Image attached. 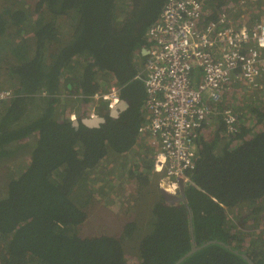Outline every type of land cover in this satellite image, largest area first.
<instances>
[{
	"label": "trees",
	"instance_id": "obj_1",
	"mask_svg": "<svg viewBox=\"0 0 264 264\" xmlns=\"http://www.w3.org/2000/svg\"><path fill=\"white\" fill-rule=\"evenodd\" d=\"M21 1L3 0L0 9V37L12 28L19 41L11 49L16 87L12 98L1 103L0 154L27 137L36 138L29 164L6 183L0 197V237L5 238L0 264H126L122 241L134 240L135 222L117 235H80L92 197L81 181L87 189L88 172L108 155L131 151L140 138L146 97L142 81L134 77L146 58L141 53L145 32L165 0H36L31 13L28 0ZM204 1L211 11L207 23L239 0ZM112 84L121 87L129 102L117 117L103 110L106 123L99 127L57 121L62 88L73 100L86 101ZM254 112L264 117V112ZM209 121L217 124L215 136L211 141L197 138L185 202L170 205L161 195L153 202L151 227L139 242L135 264H173L191 248L190 226L196 245L208 240L222 244H209L179 264H249L240 253L264 264L261 235L252 241L243 229L230 225L226 214L264 198V129L244 138L250 130L239 117V132L232 138L239 143L219 145L225 131L222 118L212 114ZM149 160L145 167L153 164V157ZM129 173L135 175L134 170ZM136 178L148 180L141 174ZM78 184L80 192L72 196Z\"/></svg>",
	"mask_w": 264,
	"mask_h": 264
},
{
	"label": "built area",
	"instance_id": "obj_2",
	"mask_svg": "<svg viewBox=\"0 0 264 264\" xmlns=\"http://www.w3.org/2000/svg\"><path fill=\"white\" fill-rule=\"evenodd\" d=\"M250 2L255 17L243 12L245 0H240L237 16L224 8L206 23L211 11L204 0H165L145 32L146 58L134 77L146 97L138 134L155 146L152 169L168 193L175 194L179 179L190 182L197 138L212 114L221 116L227 137L239 132L240 116L226 102L234 86L264 92V6L256 7L261 0ZM8 97V90H0V100ZM90 98L108 109L120 100L114 84Z\"/></svg>",
	"mask_w": 264,
	"mask_h": 264
},
{
	"label": "rangeland",
	"instance_id": "obj_3",
	"mask_svg": "<svg viewBox=\"0 0 264 264\" xmlns=\"http://www.w3.org/2000/svg\"><path fill=\"white\" fill-rule=\"evenodd\" d=\"M261 1L262 3L259 2L260 4L256 7L264 6V0ZM36 2V0H28L29 13L32 12L31 9L35 7ZM217 2L219 0H213V3ZM253 4L250 0H245L244 7L239 6L238 2L229 4L226 8L231 9L230 14L235 17L241 7L243 12L246 10L251 13L255 9ZM2 6L3 0H0V9H2ZM250 16L255 17L254 14ZM12 30V28H9L6 35L0 37V90H8L11 96L8 99L6 98L7 100H0V110L1 103H5L12 98L13 90L16 87V81L10 70V67L16 63L11 49L19 41L11 35ZM26 37L27 42L33 45L34 37L32 34H28ZM111 81H108V83L111 84ZM107 88H109V85ZM61 90L57 95L58 98L66 97L65 94L68 92H64L63 88ZM69 99L61 98L63 105H59L58 108L64 107L67 111L68 108L72 107L77 118L87 117L92 111L99 113L104 108L102 103L95 102L90 98L82 105L79 104V106H75L74 102L72 105ZM226 102L237 111V115L240 116V119L242 118L245 128L250 130L244 138H249L254 133L264 129V117L260 118L254 112V110L258 113L264 112V92L251 91L245 88L242 83H238L228 94ZM94 108L96 110H93ZM65 115L66 112L63 116ZM216 126L215 121H209L202 129L200 136L206 141L213 140ZM219 135V145L228 141H231L230 146L239 143L238 140L227 137L224 132ZM35 138V136H31L16 142L6 149V153L0 154V197L4 195L6 183L11 178L17 177L29 164L31 145ZM154 151L155 146L151 144V141L148 138L140 137L131 151L118 157L108 155L96 168L94 167L88 172L86 181L89 187L87 189L86 182L81 181L85 185V193L92 194V197L88 200V217L79 226L80 235L88 237L102 233L117 235L122 232L127 223L135 222L133 228L136 229L132 232L134 240L122 241L126 264H135L139 261L138 245L151 227V206L160 197L159 181L161 174L153 171L152 165L145 167L146 163L150 161L149 159L153 157ZM133 170L135 175L129 173ZM138 174H141L142 177L147 176V182L144 183L141 180L142 178L137 179ZM79 190L78 184L73 188L72 196L78 195L76 193L80 192ZM226 214L230 225L233 224L234 228L243 229L249 238L252 237V241L259 234L264 240V198L254 204L234 207L227 210ZM4 248L5 238L0 237V262L2 259L1 254H4Z\"/></svg>",
	"mask_w": 264,
	"mask_h": 264
},
{
	"label": "water",
	"instance_id": "obj_4",
	"mask_svg": "<svg viewBox=\"0 0 264 264\" xmlns=\"http://www.w3.org/2000/svg\"><path fill=\"white\" fill-rule=\"evenodd\" d=\"M146 50H142V54H145ZM129 105L128 100H126L125 98H122L120 100V102L114 107L111 108V110H109V116L115 118L117 117L120 112H122L124 109H126ZM83 124L87 127H99L102 124L106 123V117L105 116H87V117H83L80 119H75L72 121V125L73 126H78L79 124ZM160 195L162 196L163 200L170 205L179 203V202H185V197H184V182L182 179H179L178 181V189L175 191V194L172 193H168L165 190H163L162 188H160L159 190ZM191 219V217H189ZM190 235H191V241H192V245L190 250H188V252H186L183 256H181L178 260H176L173 264H179L182 260H184L185 258H187L189 255H191L192 253L198 251L199 249L212 244V243H216L219 242L217 240H208L206 242H204L201 245H196L194 242V238H193V233H192V228L190 226ZM221 243V242H219ZM222 244V243H221ZM225 247L227 249H231V247L229 245H225ZM235 253H238L237 250H233ZM240 255L249 263V264H255L246 254L244 253H240Z\"/></svg>",
	"mask_w": 264,
	"mask_h": 264
},
{
	"label": "flooded vegetation",
	"instance_id": "obj_5",
	"mask_svg": "<svg viewBox=\"0 0 264 264\" xmlns=\"http://www.w3.org/2000/svg\"><path fill=\"white\" fill-rule=\"evenodd\" d=\"M61 82H63V79H62V81ZM67 85V87L68 88H70L71 86L70 85H68V84H66ZM116 87H117V89H118V97H119V99L121 100L122 99V96H121V87L120 86H117L116 85ZM63 91L64 92H68V90H66L65 88H63ZM101 92H104V91H101ZM44 95V94H43ZM65 96L66 97H61V98H70L69 100H70V102L72 103V105H73V102H74V104H75V106H79V104H83L85 101H83V100H80V98H78L77 97V99L76 100H73L72 99V97H73V95H71V94H69V92L67 93V94H65ZM11 97V96H10ZM10 97H8V98H10ZM7 98V99H8ZM61 98L59 97L58 99H59V105H63V102L61 101ZM90 98V97H89ZM124 98V97H123ZM6 99V100H7ZM79 99V100H78ZM91 99V98H90ZM5 100V99H4ZM64 100V99H63ZM120 100H119V102H120ZM127 100V99H126ZM62 102V103H61ZM118 102V103H119ZM100 103H102L101 101H100ZM117 103V104H118ZM103 104V103H102ZM116 104V105H117ZM103 106H104V108L101 110V112H97L96 111V113L98 114V116L100 117V116H105V117H107L106 116V114H104V111H106V112H108L107 114L109 115V110H111V109H108V107L106 106L105 107V104H103ZM94 110H96L95 108H94ZM104 110V111H103ZM68 111H70L69 113H68ZM102 111H103V113H102ZM64 112H66V115L65 116H63V114H64ZM68 113V114H67ZM121 113V112H120ZM73 115H75V119H78L77 118V116H76V112L74 111V110H72V107H70V108H68L67 109V111L65 110V108L64 107H62V108H58V110H57V121H63V120H70L71 121V124H72V121L73 120H75V119H72V116ZM89 116H91V115H89ZM88 116V117H89ZM111 117V116H110ZM184 187H185V184H184Z\"/></svg>",
	"mask_w": 264,
	"mask_h": 264
},
{
	"label": "clouds",
	"instance_id": "obj_6",
	"mask_svg": "<svg viewBox=\"0 0 264 264\" xmlns=\"http://www.w3.org/2000/svg\"><path fill=\"white\" fill-rule=\"evenodd\" d=\"M239 2V1H238ZM237 2V3H238ZM253 11V10H252ZM245 12L250 16L251 15V13H248L246 10H245ZM238 15V14H237ZM233 18V17H232ZM141 53H142V49H141ZM255 92H258V91H256V90H254ZM261 92H263V91H261Z\"/></svg>",
	"mask_w": 264,
	"mask_h": 264
},
{
	"label": "crops",
	"instance_id": "obj_7",
	"mask_svg": "<svg viewBox=\"0 0 264 264\" xmlns=\"http://www.w3.org/2000/svg\"><path fill=\"white\" fill-rule=\"evenodd\" d=\"M66 87H67V85H66ZM68 88V87H67Z\"/></svg>",
	"mask_w": 264,
	"mask_h": 264
}]
</instances>
